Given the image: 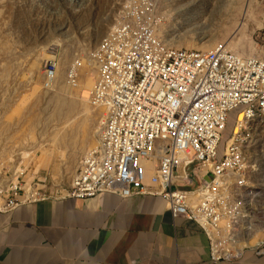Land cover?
I'll return each mask as SVG.
<instances>
[{
  "label": "built area",
  "instance_id": "obj_1",
  "mask_svg": "<svg viewBox=\"0 0 264 264\" xmlns=\"http://www.w3.org/2000/svg\"><path fill=\"white\" fill-rule=\"evenodd\" d=\"M119 18L91 52L99 64L91 95L103 106L97 145L64 189L25 180V171L10 180L0 211L55 195L153 194L202 228L212 260L264 253V58L168 43L158 0H126ZM59 63L57 54L44 63L45 87ZM82 66L79 57L69 66L71 85Z\"/></svg>",
  "mask_w": 264,
  "mask_h": 264
},
{
  "label": "rangeland",
  "instance_id": "obj_2",
  "mask_svg": "<svg viewBox=\"0 0 264 264\" xmlns=\"http://www.w3.org/2000/svg\"><path fill=\"white\" fill-rule=\"evenodd\" d=\"M125 1L0 0V157L2 153V156L7 153L10 157H15L19 149L32 147L34 140L37 141L40 136H44L51 125L57 124L56 118L58 120L65 118L64 112H59L57 115L59 117L55 114L56 99L51 101L50 97H44L42 93H39V98L31 94V81L35 80L32 74L44 76L43 87L44 63L55 54L60 62L68 58L70 63L84 53L88 60H91V46L97 45L108 32V28L104 26L108 22L106 18L116 13L120 7L123 9ZM158 1L164 17L163 22L167 24L166 28L168 30L178 28V33L192 36L188 38L190 42L199 43L201 34L210 32L213 29L211 24L215 27L221 18H226L232 2L238 0ZM247 1L249 12L244 20L248 25L246 30L236 35L252 45V50L245 54L264 58V26H260V23L264 22V0H244V4H248ZM236 3L238 5V2ZM235 11L241 19L242 11ZM198 14H205L209 28L199 29L203 26H197L199 21L194 19ZM187 18L193 19L188 21ZM113 25L114 23L111 27ZM227 38L229 35H219L218 39L222 41L219 46L224 45ZM233 50L243 52L241 49ZM234 120L233 114L224 133L220 151L231 134ZM40 155L41 152L37 151V156ZM84 155L80 152L75 155L71 169H65V165L61 164L65 172L58 175V178L54 174V164L58 158H54L52 163L39 170H34L33 163L27 166L23 164L21 165L22 168L25 167L23 179L44 180L46 187L53 191L58 188L64 189L70 183L79 160ZM11 174L12 169L5 170L7 177ZM57 180L60 181V185H57Z\"/></svg>",
  "mask_w": 264,
  "mask_h": 264
},
{
  "label": "crops",
  "instance_id": "obj_3",
  "mask_svg": "<svg viewBox=\"0 0 264 264\" xmlns=\"http://www.w3.org/2000/svg\"><path fill=\"white\" fill-rule=\"evenodd\" d=\"M0 264H264V253L214 261L202 228L163 197L101 193L0 211Z\"/></svg>",
  "mask_w": 264,
  "mask_h": 264
},
{
  "label": "bare ground",
  "instance_id": "obj_4",
  "mask_svg": "<svg viewBox=\"0 0 264 264\" xmlns=\"http://www.w3.org/2000/svg\"><path fill=\"white\" fill-rule=\"evenodd\" d=\"M236 2H238V5ZM236 2H232L228 11L229 14H226V18H221L217 26L214 27L213 24H211L213 29L210 30L213 33L210 31L203 32L201 34L199 37V43H193V41L190 42L188 38L192 36H186L182 33H178V28L168 30L166 28L167 24H164V22L163 24H159V35H161L168 43L172 45L179 47L186 46L188 48H199L203 50H210L219 47L222 41L218 39V36L229 35V38H227L224 46L231 50H233V48L237 50L241 49L243 51L241 54L247 55L245 53H247L249 50H252V45L241 37H238L236 34L243 32V30H246L247 28L248 23L244 20V18L249 12V2L247 1L248 4L245 3L247 6L244 4V0H238ZM120 6H122V4ZM235 10L242 11V14L240 15L241 19H239V17L236 15ZM122 11L123 9L120 7L116 13L114 12L111 14V16L106 18V21H108L104 24L106 29L108 28L109 30L111 25L120 19L119 16ZM192 19L188 20L187 18L188 21ZM194 19L199 21L198 25L196 24L197 26H203L199 27V29L209 28L210 25L208 24L205 14H198ZM260 24V26H264V22H261ZM233 34L237 37H233ZM227 43L229 44L227 45ZM95 46H91V52ZM91 52V60H88L85 53L79 55V58L83 60V66L79 71V76L77 79L78 83L76 86L71 85L67 80V71L73 62L71 61L69 63L70 60L68 58L63 59V61L59 63L57 75L51 87H45V85H43L44 88L42 87V82L44 79L43 75L41 76L38 73L32 74L35 80L31 81V94L36 95V98H39V93H42V96L50 97L49 99H51V101L56 99L55 114L57 116L59 112H64L65 118H60L62 120H58L56 118L57 124L51 125L50 129L46 132V134H44V136H40L37 141L34 140L35 143L32 144V147H28L24 150L19 149L15 157H10L7 153H4L3 156V153L1 154V188H6L10 180H18L19 175L25 171V167L22 168L21 165L25 164L27 166L33 163L34 170H39L41 167H46L52 163L54 158H58L56 159L57 162L54 164V174L58 178V175L64 174L65 172L62 169L61 164L65 165V169H71L73 167L76 154H79V152L86 154L97 145L99 139V128L102 121L103 106L95 103L91 95L93 86L99 73V64L95 59H93ZM69 149L71 152H69ZM37 151L41 152L40 156H37ZM151 167L152 163L148 162V173H151ZM6 169H12V174L9 176V179H7V176L5 175ZM57 183V185H60L59 180H57Z\"/></svg>",
  "mask_w": 264,
  "mask_h": 264
}]
</instances>
